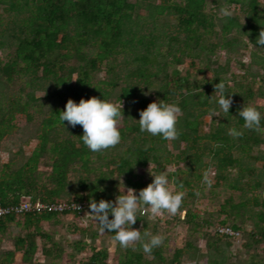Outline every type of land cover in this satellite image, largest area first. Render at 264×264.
Instances as JSON below:
<instances>
[{"label":"trees","instance_id":"trees-1","mask_svg":"<svg viewBox=\"0 0 264 264\" xmlns=\"http://www.w3.org/2000/svg\"><path fill=\"white\" fill-rule=\"evenodd\" d=\"M228 2L239 4L247 13L250 20L249 37L255 42L254 37L257 36L261 24L260 7L262 3L259 0H228ZM23 6L27 8L28 14L12 22L14 27L12 31H9L11 36L9 46L14 44V50L10 51L5 60H0V74L8 84H12L19 76L21 78L26 76L30 79L28 84L31 87L36 86L38 81H44L50 82L53 89L43 98H36L35 91L32 90L26 93L25 100L15 99L7 103L6 107L0 108V140L14 128L12 121L17 114L26 115L28 120L32 119V114L29 112L30 107L32 104L39 106V100L42 102L52 99L59 100L66 107L69 98L77 102L81 98L92 96L110 100L114 90L120 88L116 99L134 104L137 109L133 116L137 119L140 118V110L146 108L155 99L175 102L177 95L182 96L178 101L182 114L177 122L179 130L177 139L186 143L192 142L189 147L195 149V152L188 157L177 153L173 161L179 163L182 160L189 165L202 160L204 152H201L199 147L196 148L198 138L201 137H198L201 117L206 115L207 109L212 106L209 97L216 92L215 85L220 80L227 84L221 73H227L230 66L228 63L224 66L218 65L210 79L197 81L194 84L188 76L180 75V70L176 67L171 73H168L167 69L171 65L183 63L184 56L193 57L201 46L206 45L209 50L216 48L215 44L205 43L206 37L215 33L214 15L206 11V0H161L158 5L154 6L156 16L171 13L177 19L176 34L169 35L166 54L156 50L159 37L154 31L144 33L142 32L145 27L143 23L135 24L134 14L137 5L130 0H10L9 10L21 11ZM238 21L237 17L229 18L230 25H235ZM230 28L229 25L226 26L227 30ZM5 43L0 42V45H5ZM90 49H95L94 53H90ZM177 52L181 54L177 55ZM119 55L129 57L123 63H116ZM169 55L172 56L171 61L166 59ZM103 64H105L109 79L97 81L96 74L102 70ZM123 66L127 69L125 73H121ZM162 72L164 78L161 79L159 86L155 87L154 99L145 95V91H150L157 86L156 77ZM184 89H187L185 93L182 92ZM247 89L249 98L256 96L253 88ZM257 94L264 96V91L260 89ZM214 106L217 107V105ZM203 108L202 112L195 113L196 110ZM61 110L65 109L60 107L59 103L54 108L52 107L48 116L43 119V131L38 137L39 143L26 161L15 169L9 165V171L0 176V206H16L27 200L47 204L67 201L86 203L88 209L92 198L99 201L107 195V188L104 184L110 180L112 175L103 171L97 174V163L93 157L97 155V160L100 161L101 153L90 150L84 144L80 137L84 130L76 131L75 135L72 133L61 140L51 139L52 130L57 125L62 126L67 123V121L63 123L60 119ZM230 110L229 119L235 108ZM121 111L127 112L126 108ZM243 124L244 119L239 116L235 127L242 130L243 135L238 137L230 135L222 121L214 124L207 135V138L214 141L216 145L209 150L216 159L214 164L218 171L214 185L229 180L228 170L241 164L233 154L234 149H238L243 155H248L254 145L264 141L258 134V130L241 129ZM118 127L122 133L121 141L104 150L121 147L128 140H132L133 143L128 152L133 153L134 158L130 159L120 155L119 160L111 159L107 162L108 166L115 164V172L119 175H132L135 164L146 166L150 161L160 163L157 153L159 150L153 142L156 141L163 145L167 143L166 139H162L159 135L142 132L139 121L131 125L124 123ZM41 163L49 168L44 173L43 179L39 170ZM76 165L79 177L76 188H71L70 173ZM262 167L264 169V160ZM201 169L207 172L206 166ZM113 170L110 169V172L114 173ZM246 173L253 175L255 169L249 166L241 167L237 176L233 178L235 184L231 185L232 189L243 191L241 201L236 203L229 198L222 205L220 212L225 214V218L216 224L214 235L206 240L210 252L215 250L220 253L221 243L231 245L232 239L237 237L219 233L217 228L222 225L231 227L240 236L245 231V224L250 221L254 222V228L248 233L252 244L264 242V200H259L258 196L248 198L245 194V188L252 190L260 188L261 181L257 179L255 183L242 182L244 178H249ZM202 176V173H198V177ZM181 181L176 180V184L180 185ZM127 183L136 190L145 187V183L135 181L131 177L127 178ZM183 185L189 188L187 195H194L191 180H184ZM188 205V196L185 195L183 204L177 212L186 211L183 222L189 224L192 230L212 225L213 222L210 219L204 218ZM72 213L78 219L82 214L77 210L31 211L20 214L9 213L0 217V235H4L14 222L22 226L25 231L23 235L19 234L15 237L13 249L0 254V264H14L17 252L22 253V263L41 264L34 262L39 249L38 238L43 241L41 252L44 258L51 260L50 263L45 264H55L54 261L62 256L63 249L59 242L54 241L52 233L43 230L42 223L51 220L58 221L61 216ZM19 218H22V221L17 220ZM138 219L142 220L140 213ZM100 227L99 225V229ZM78 230L80 229L76 225L71 226V231ZM109 232L113 238L114 232ZM98 236L97 231L91 234L93 240ZM247 246H252L251 242ZM74 247L79 251L84 250L85 243L78 241ZM186 247L191 249L193 244L187 242ZM118 248L122 250L114 264H182V256L185 252L184 248H179L175 251L173 258L167 260L161 248L156 247L151 252L153 258L148 259L146 252L142 250V243L137 248L130 245L125 248L120 244ZM208 261L211 264H235L214 257ZM82 263L110 264L109 251L107 248L97 249L92 246L91 255ZM249 264H264V261H252Z\"/></svg>","mask_w":264,"mask_h":264},{"label":"rangeland","instance_id":"rangeland-1","mask_svg":"<svg viewBox=\"0 0 264 264\" xmlns=\"http://www.w3.org/2000/svg\"><path fill=\"white\" fill-rule=\"evenodd\" d=\"M132 3H136V11L134 14V22L138 25L143 23L142 32L150 33L153 32L158 35V45L156 50L161 51L162 54H166L168 49L169 35L176 34L177 19L176 16L171 13H166L160 17L154 14V6L158 5L161 0H146L137 1L130 0ZM207 8L206 11L214 15V31L215 33L206 37L205 43L215 44L216 48L209 50L206 45L199 47V50L194 53L193 57L184 56L183 63L171 65L167 72L171 73L173 68L176 67L180 70V75L188 76L192 84L197 81H204L210 79L214 75L213 71L218 65L224 66L227 64L230 66L227 73H221V76L227 82L226 87L229 95L233 98V104L231 108H235L232 112V116L229 119L228 115L230 112L220 111L218 114L212 111L214 105H217L215 101L211 100L212 106L207 109L206 115L201 117V124L199 126V136L196 148L199 147L201 152H204L202 160L196 163H190L189 165L184 163L182 160L179 163L173 161V157L177 153H181L183 156H189L195 152V149L190 148L192 142L186 143L178 140L177 137L171 140H167V143L161 144L153 142L158 148V155L160 163L150 161L146 166L135 164L133 168V174L119 175L115 172V164L108 166L107 162L111 159L119 160V156H127L130 159L134 158L133 153H129L128 149L132 145V140H128L121 147L102 150L100 161L97 160V155L93 157L97 165V174L101 171L108 172L112 175L104 185L107 188V195L105 199L114 200L119 194L120 189L127 190L131 187L127 183V178L141 181L145 183V187L152 182L154 179L150 172L159 173L160 171L167 170L170 179L175 177L177 179L171 181V186L174 191L183 190L185 195L188 196V207L197 211L206 219H210L213 223L211 226L198 227L197 230H192L189 224L183 222L186 211L183 210L170 214L162 212L157 216L151 215L150 209L139 210L142 220L133 225L134 228H139L144 233L145 230L155 234H163L166 239L165 242L157 247L161 248L163 255L167 260H171L175 251L179 248H184L185 252L182 256V264H211L208 260L211 258H217L219 260H225V262H232L235 264H249L252 261H264V242L259 244H252L251 236L248 234L254 228V222H247L245 224V231L240 236L232 239L231 245L221 243L220 253L215 250H208L206 240L210 236L214 235L217 223L225 218V214L220 212L222 205L229 199H233L234 202L238 203L241 201L243 191L241 189H232L231 185L235 184L234 177L237 176L241 167L249 166L255 169V173L252 175L246 173L249 178H244L242 182L255 183L258 180L261 181L260 188L255 190L245 188V194L248 198L258 196L259 200H264V169L262 163L264 160V141L261 144L254 145L250 153L242 154L238 149L233 150V154L237 157L241 164L231 167L227 173H229V180L226 182L221 181L219 185H214L217 181V173L214 161V155L210 153V149L215 147V142L207 138L209 131L212 126L222 121L224 127L229 128L235 127L239 118V109L251 103L257 106L262 113H264V96H259L260 89L264 91V47L256 45L260 31L264 28V0H259L262 4L260 7L261 24L257 31V36L254 37L255 42L249 37L250 33V20L247 17V13L244 12L239 4L229 3L228 0H206ZM0 42H6L5 45H0V60H5L9 55L10 51L14 50V44L10 47L11 43L9 31H12L13 21H18L28 13L27 8L23 6L21 11H11L10 0L0 1ZM228 9L226 13L224 9ZM230 13V14H229ZM142 15V16H140ZM140 16V17H139ZM136 17V18H135ZM237 17L238 23L230 25L229 18ZM229 25L230 30L226 29ZM95 49H90V53H94ZM181 53L177 52V55ZM128 55H119L116 59V63H123ZM169 61L172 60V56H166ZM123 65V64H122ZM123 66L122 72L125 73L127 69ZM76 75L74 76L75 79ZM109 79V75L106 72L105 64L102 65V70L96 74V80ZM164 78V73H160L156 77L157 86H154L150 91H145V95L151 96L154 99L155 87H158L161 83V79ZM29 77L19 76L15 79L12 84H8L0 74V108L7 106V103L15 99L23 100L26 99V93L34 90L36 98H43L48 92H51L53 87L50 82L38 81L34 87L29 86ZM236 81V83L234 82ZM240 84V85H238ZM253 88V92L256 93L255 97L249 98L247 96L248 89ZM187 89L182 90L185 93ZM120 88H117L113 92V96L110 101L117 103L120 109L127 110L124 113L125 116L121 117L118 125H124V123L131 125L138 121L136 116H133L137 107L134 104L126 103L125 101H118L117 95L119 94ZM214 95L219 97L221 92L217 90ZM182 96L177 95L175 103L178 104ZM22 100V101H23ZM156 100V99H155ZM9 101V102H8ZM39 100V106L32 104L29 112L32 114V119L28 120L26 115L17 114L15 119L12 121L14 128L12 131L0 140V176H3L9 171V165L15 169L21 166L32 153L33 149L39 143V135L43 131V119L48 116V112L52 107L60 103V107L66 109L59 100L49 101ZM218 107V105H217ZM204 110H196V114ZM182 114L179 113V116ZM244 129V127H240ZM84 130L80 124L75 127L71 126L68 122L64 125H57L51 132V139H64L69 137L70 134H76V131ZM148 133V132H146ZM151 133H149L150 135ZM258 134L264 140V130L258 131ZM147 135V134H145ZM234 136V135H232ZM210 153V154H209ZM263 158V160H262ZM48 160V159H47ZM190 161V160H188ZM8 165V166H6ZM108 166V167H107ZM207 167V174L211 180V186L204 181L205 172L201 168ZM102 168V169H101ZM110 169H114V173L110 172ZM178 169V170H177ZM40 175L43 179L45 172L49 170L43 163L40 164ZM198 173H202V177H198ZM263 174V175H262ZM79 177L78 166H74L70 173L71 188H76L77 179ZM191 180L194 195H187L189 188L183 185L180 189L179 185L176 184V180H179L184 184V180ZM258 179V180H257ZM180 182V183H181ZM240 185V184H239ZM139 194V190H137ZM264 209V208H263ZM258 210V208H255ZM88 208L81 214L80 219L75 218L74 214H67L61 216L58 221L51 220L43 222V230L52 233L54 241L61 244L63 249L62 256L54 261L55 264H83V261L91 255V247L94 246L97 249L107 248L109 251V263L114 264L116 259L119 257L122 249L118 248V241H115L110 235L109 231H100L99 222L95 216L90 212ZM179 217V218H178ZM17 220L22 221V218ZM79 220V221H77ZM76 225L80 230L71 231V226ZM97 231L99 236L96 239H92V232ZM25 233L22 226H18L16 222L8 228L4 235H0V254L3 251L14 248L15 237L19 234ZM208 233V234H207ZM81 241L85 243L84 250H78L74 245ZM187 242H191L193 247L188 249L186 247ZM251 242L252 246H247ZM143 243L142 240H137L130 244V246L137 248L139 244ZM39 249L34 257V262L45 264L50 263L51 260H46L41 252L43 241L38 238ZM143 250V248H142ZM146 257L152 259L151 253L146 252ZM210 258V259H209ZM14 264L22 263V253L17 252Z\"/></svg>","mask_w":264,"mask_h":264},{"label":"clouds","instance_id":"clouds-1","mask_svg":"<svg viewBox=\"0 0 264 264\" xmlns=\"http://www.w3.org/2000/svg\"><path fill=\"white\" fill-rule=\"evenodd\" d=\"M224 11L227 13L228 9L225 8ZM256 45L264 47V28L260 31ZM215 88L223 95L216 97L213 94L209 97L218 105V107L214 106L212 111L217 114L221 110L230 112L233 98L228 94L230 92L227 91L225 82L220 80ZM181 111V106L175 102H169L167 99L154 100L146 108L140 110L138 119L140 130L159 135L162 139H174L179 135L177 122ZM59 116L63 123L67 121L73 127L78 124L83 126V135L80 137L84 144L94 152L114 146L122 139L118 124L121 117L125 116L124 111H121L117 103L108 99L92 96L81 98L77 102L69 98L66 109L61 110ZM239 116L244 119V128L264 130V113L254 104L246 103L239 109ZM228 131L230 135L237 137L243 135V131L236 127L229 128ZM151 168L150 172L154 179L146 187L139 189V194L135 188L128 187L126 191L120 189L114 200L101 198L97 201L92 198L89 205L90 212L101 226L100 231L114 232L113 239L125 248L137 240H142L143 250L147 253L161 246L166 237L160 233L152 234L147 230L142 234L139 228H134L133 225L138 219V211L150 209L153 217L162 212L175 214L183 204L185 196L183 190L174 191L171 186V181L177 178L170 179L167 170L154 173ZM204 181L211 186L207 172L204 174ZM179 188H183L182 182Z\"/></svg>","mask_w":264,"mask_h":264},{"label":"built area","instance_id":"built-area-1","mask_svg":"<svg viewBox=\"0 0 264 264\" xmlns=\"http://www.w3.org/2000/svg\"><path fill=\"white\" fill-rule=\"evenodd\" d=\"M86 203H69L67 201H60L58 203H53V204H47L43 202H31L29 200L21 202L19 205L16 206H11V207H3L0 206V217L9 214V213H15V214H20L23 212H43V211H67V210H77L79 212H83L86 210ZM217 231L221 234H229V235H235L238 236L239 233L235 232L231 227L229 226H218Z\"/></svg>","mask_w":264,"mask_h":264}]
</instances>
